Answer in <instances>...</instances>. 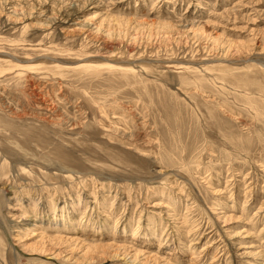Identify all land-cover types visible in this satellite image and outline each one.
<instances>
[{"label": "rangeland", "instance_id": "1", "mask_svg": "<svg viewBox=\"0 0 264 264\" xmlns=\"http://www.w3.org/2000/svg\"><path fill=\"white\" fill-rule=\"evenodd\" d=\"M0 264H264V0H0Z\"/></svg>", "mask_w": 264, "mask_h": 264}, {"label": "bare ground", "instance_id": "2", "mask_svg": "<svg viewBox=\"0 0 264 264\" xmlns=\"http://www.w3.org/2000/svg\"><path fill=\"white\" fill-rule=\"evenodd\" d=\"M33 217V216H32Z\"/></svg>", "mask_w": 264, "mask_h": 264}]
</instances>
